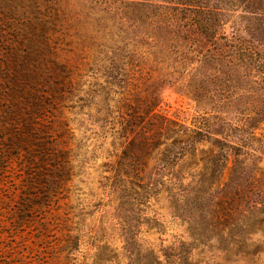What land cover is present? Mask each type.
<instances>
[{"label":"trees","instance_id":"obj_1","mask_svg":"<svg viewBox=\"0 0 264 264\" xmlns=\"http://www.w3.org/2000/svg\"><path fill=\"white\" fill-rule=\"evenodd\" d=\"M82 1L135 32L130 42L169 43L181 56L178 67L189 66L175 78L190 108L159 109L157 80L146 77L143 125L118 129L104 178L120 189L130 178L125 168L158 151L160 185L168 180L161 168L202 155L197 146L209 144L213 171L203 184L219 190L215 219L249 208L236 199L264 155L253 147L264 142L255 133L264 124V0ZM74 14L64 0H0V264H105L111 257L101 256L99 243L76 262L71 257L78 235L66 191L80 125L69 118L83 100L76 77L83 49L60 41ZM141 182L153 181L136 174L130 183Z\"/></svg>","mask_w":264,"mask_h":264},{"label":"rangeland","instance_id":"obj_2","mask_svg":"<svg viewBox=\"0 0 264 264\" xmlns=\"http://www.w3.org/2000/svg\"><path fill=\"white\" fill-rule=\"evenodd\" d=\"M64 1L76 14L68 18L70 26L60 42L83 49L78 53L76 70L83 100L75 108L79 113L69 118L74 119V127L80 125L73 175L66 191L75 215L72 227L78 235L71 257L76 262L84 254H91L92 246L99 243L104 245L101 256H111L105 264H264V204L259 203L264 200L261 152L263 158L250 183L241 186L243 190L237 195L241 198L236 199L250 207H242L226 222L221 217L215 219L213 207L219 190L203 184L213 171L206 161L215 152L209 144L197 146L202 155L197 153L177 166L161 168L159 172L167 174L168 180L163 179L160 185L156 184L158 151L152 159L140 157L137 165L126 167L130 178L120 189L104 178L107 166L102 163L114 152L110 141L118 129H140L143 125L142 83H146V77L151 72L157 80L153 87L159 109L163 104L171 110L177 106L190 108L191 101L179 92L175 78L189 66L178 67L181 56L169 52V43L130 42L135 32L118 28L114 18L90 9L86 1ZM170 44L173 47L178 43ZM255 133L263 135L264 124ZM259 145L264 151V142L253 147ZM136 174L148 176L153 182L130 183ZM226 174L223 168L217 181L224 180ZM202 176L206 178L201 182Z\"/></svg>","mask_w":264,"mask_h":264}]
</instances>
